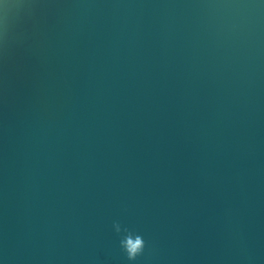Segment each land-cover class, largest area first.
<instances>
[{"label":"water","instance_id":"water-1","mask_svg":"<svg viewBox=\"0 0 264 264\" xmlns=\"http://www.w3.org/2000/svg\"><path fill=\"white\" fill-rule=\"evenodd\" d=\"M35 2L0 45V264H264V0Z\"/></svg>","mask_w":264,"mask_h":264},{"label":"clouds","instance_id":"clouds-1","mask_svg":"<svg viewBox=\"0 0 264 264\" xmlns=\"http://www.w3.org/2000/svg\"><path fill=\"white\" fill-rule=\"evenodd\" d=\"M35 0H4L0 9V45L7 51L15 38V30L22 18L35 11ZM113 229L120 237L119 246L129 262H135L145 254L148 248L150 253L155 251V245L149 244L144 237L134 230L122 227L119 221L113 222Z\"/></svg>","mask_w":264,"mask_h":264}]
</instances>
